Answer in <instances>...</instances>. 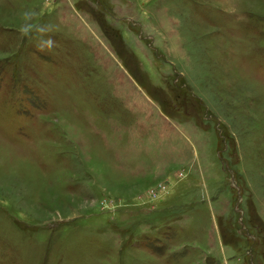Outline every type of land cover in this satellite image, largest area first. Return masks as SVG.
<instances>
[{
    "label": "rangeland",
    "instance_id": "1",
    "mask_svg": "<svg viewBox=\"0 0 264 264\" xmlns=\"http://www.w3.org/2000/svg\"><path fill=\"white\" fill-rule=\"evenodd\" d=\"M0 264H264V0H0Z\"/></svg>",
    "mask_w": 264,
    "mask_h": 264
}]
</instances>
